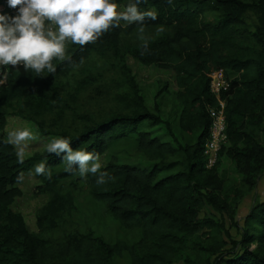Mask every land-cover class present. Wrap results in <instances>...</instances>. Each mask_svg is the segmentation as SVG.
I'll use <instances>...</instances> for the list:
<instances>
[{
    "label": "trees",
    "instance_id": "16d2710c",
    "mask_svg": "<svg viewBox=\"0 0 264 264\" xmlns=\"http://www.w3.org/2000/svg\"><path fill=\"white\" fill-rule=\"evenodd\" d=\"M113 2L125 11L136 0ZM137 6L156 14L143 23L146 31L161 30L156 38L125 44L124 37L141 25L121 21L95 43L66 42V57L54 59L55 72L45 70V78L23 64L9 67L6 84L0 86V264H114L116 258L129 264H264V199L250 207L241 227L233 222L237 239L220 219L203 213L210 206L234 219L241 196L253 191L264 174V142L259 138L264 134V0H140ZM145 42L148 50L141 54ZM92 56L108 60L116 74L112 82L121 111L101 120L75 115L80 129H60L57 135L68 139L73 150L99 158L117 141L132 139L136 151L154 162L142 168L111 157L101 165L100 172L111 177L103 184L97 183L99 173L81 177L78 166L68 171L66 153L45 150L21 163L3 132L10 102L24 101L39 116L56 109L63 121L71 109L53 91L54 82ZM128 59L173 73L176 126L186 136L183 143L155 135L152 129L162 121L143 99ZM214 71H223L230 90L223 94L227 143L209 170L203 149L211 123L208 108L216 105L209 91ZM87 84L83 79L78 86ZM164 91L167 85L158 94ZM224 157L240 176L230 191L219 177ZM40 163L45 173L38 175ZM30 172L40 181L38 192L48 197L36 217L38 233L9 208ZM84 189L120 228L134 231L135 239L110 242L78 229L76 199Z\"/></svg>",
    "mask_w": 264,
    "mask_h": 264
},
{
    "label": "rangeland",
    "instance_id": "374dc122",
    "mask_svg": "<svg viewBox=\"0 0 264 264\" xmlns=\"http://www.w3.org/2000/svg\"><path fill=\"white\" fill-rule=\"evenodd\" d=\"M118 10L123 12V8L118 6ZM161 30L155 31L139 30L124 37L125 44H136L141 41L152 40L160 35ZM69 45L66 43V49ZM128 65L135 75V80L140 87L143 99L146 101L148 108L157 113L162 121L160 125L155 126L152 130L156 136L168 139L172 143H183L185 135H181L176 126V110L178 103L175 100V82L174 75L170 70L146 67L131 59H128ZM47 71L40 74L45 78ZM117 76L114 74L108 60H101L97 56H92L86 60L80 67H76L69 73L59 76L53 86L59 97H62L71 110L65 111L63 121L55 115V110L51 113L43 112L41 116L37 114V109L32 110L25 105L24 101L10 102L5 106L7 113L6 126L4 128L5 138L12 131L28 129L32 131L34 139L26 141L28 149L25 154L27 159L35 154H41L47 150V144L52 138L59 137L58 130L67 129L74 131L80 129V124L75 123V115L89 116L94 120L105 119L115 112H120L119 103L116 97V85H113L112 79ZM83 79L89 84L85 87H79ZM167 85V91L161 95L160 90ZM73 111V113H71ZM166 124L171 128L168 130ZM264 130V121H263ZM259 138L264 142V134L259 133ZM15 147V146H14ZM16 148V147H15ZM111 157H116L118 162L128 165H138L142 168H150L154 163L142 157L135 148L132 139L117 141L99 158L101 165L105 164ZM174 172V171H173ZM162 173L161 176H164ZM219 177L223 181V187L232 190L238 185L240 176L235 172L229 159L224 157L221 161ZM40 181L35 172L24 175L23 182L19 186L22 194L16 198L10 205V211L13 214L20 215L25 221L31 232L38 233L36 226V217L39 211L46 205L47 195L40 194L37 187ZM244 192V190H243ZM264 199V174L261 176L256 188L241 196L238 205L235 208L234 219H231L229 212L222 215L216 213L212 208L206 207L204 215L220 219L230 237L237 239L239 237L238 227L242 226V220L247 214L250 207L257 201ZM76 205L78 213L75 215V226L82 231L92 230L96 235L107 241L116 240H134L136 233L126 231L120 228L102 206L94 202L84 189V193L77 197ZM202 216V215H201ZM227 240V238H225ZM254 248V246L252 247ZM203 259V257H201ZM114 264H129L126 259L116 258ZM183 264V263H176Z\"/></svg>",
    "mask_w": 264,
    "mask_h": 264
},
{
    "label": "clouds",
    "instance_id": "9594fccd",
    "mask_svg": "<svg viewBox=\"0 0 264 264\" xmlns=\"http://www.w3.org/2000/svg\"><path fill=\"white\" fill-rule=\"evenodd\" d=\"M127 5L121 12L113 0H8L12 8H18V15L8 18L0 15V65L13 67L23 64L25 70H33L37 75L47 70L55 72L54 59L65 58L66 42L85 46L95 43L120 22L138 23L143 33L146 18L156 19L152 11L140 12L138 4ZM143 52L148 50L145 42ZM34 139L28 129L12 131L8 143L16 147L18 160L23 163L28 144ZM47 152L60 155L66 153L63 161L67 170L78 166L81 177L99 173L98 184L111 179L106 172H100L99 156L85 150H73L66 138L55 137L47 144ZM36 174L45 173V164L35 167ZM50 175V174H49Z\"/></svg>",
    "mask_w": 264,
    "mask_h": 264
},
{
    "label": "built area",
    "instance_id": "2783aa9c",
    "mask_svg": "<svg viewBox=\"0 0 264 264\" xmlns=\"http://www.w3.org/2000/svg\"><path fill=\"white\" fill-rule=\"evenodd\" d=\"M0 15L15 17L18 15V8H12L8 0H3L0 6ZM11 65H0V86L6 84L9 67ZM209 91L216 100L215 107L208 108L211 120L209 127V137L204 144L203 155L205 167L212 169L217 164L218 153L222 146L227 143L226 120H225V100L223 94L230 90V81L223 71H214L209 75Z\"/></svg>",
    "mask_w": 264,
    "mask_h": 264
}]
</instances>
